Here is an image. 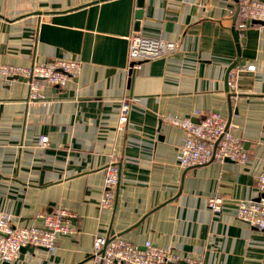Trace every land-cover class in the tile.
Instances as JSON below:
<instances>
[{
  "label": "crops",
  "instance_id": "1",
  "mask_svg": "<svg viewBox=\"0 0 264 264\" xmlns=\"http://www.w3.org/2000/svg\"><path fill=\"white\" fill-rule=\"evenodd\" d=\"M139 1L0 0V64L79 61L62 86L42 80V98L30 101L24 79L0 76V210L29 226L40 223L39 212L63 206L77 227L71 236L58 234L54 250L33 246L3 264H92L94 237L113 234L171 246L201 264H264V229L236 216L240 199L264 195L257 186L264 170V23L239 29V0ZM133 32L179 45L129 68ZM238 47L236 64L254 69L240 72L230 101L226 70ZM123 96L131 102L119 129ZM212 111L232 124L246 159L181 167L184 132L161 115L198 120ZM111 153L119 157V180L112 206L102 207ZM213 194L222 197L218 212L207 207Z\"/></svg>",
  "mask_w": 264,
  "mask_h": 264
},
{
  "label": "built area",
  "instance_id": "2",
  "mask_svg": "<svg viewBox=\"0 0 264 264\" xmlns=\"http://www.w3.org/2000/svg\"><path fill=\"white\" fill-rule=\"evenodd\" d=\"M242 20L239 29L252 22L264 23V0H239ZM128 66L136 68L140 62L161 57L175 51L178 42L133 32L129 37ZM254 64H235L227 72L225 83L229 100L239 93L238 76L243 70H253ZM79 70V61L72 58H53L46 62L29 65L1 63L0 76L4 80L24 79L28 86L26 100L42 98L40 82L62 86ZM131 98L123 96L120 101L117 127L123 129L130 109ZM161 118L182 128L184 134L176 157L181 167L200 165L211 160L243 162L247 150L234 133L232 124L218 112L203 114L198 120L190 116L162 114ZM47 135H40L39 144H47ZM119 157L111 153L103 166V189L100 206H112L119 180ZM260 193L264 192V170L257 176ZM222 197L218 194L207 198V207L214 212L221 210ZM41 221L35 225H17L8 212L0 210V264L9 263L18 257L25 245L40 246L50 251L56 247L58 234L71 236L77 232L72 221V212L63 206L38 213ZM238 219L257 229H264V195L240 199L236 212ZM90 259L92 264H201L200 258L188 254L179 256L171 246L157 245L150 240L134 244L120 235H97L93 239Z\"/></svg>",
  "mask_w": 264,
  "mask_h": 264
},
{
  "label": "water",
  "instance_id": "3",
  "mask_svg": "<svg viewBox=\"0 0 264 264\" xmlns=\"http://www.w3.org/2000/svg\"><path fill=\"white\" fill-rule=\"evenodd\" d=\"M138 5L141 7V0L138 2ZM140 16H141V8H139L138 10H137V14H136V17L137 18H140ZM258 22V21H257ZM261 23H263V22H261ZM234 35H235V38L238 40V36H237V33L236 32H234ZM238 45H239V41H238ZM237 54H238V57H237V59L230 65V66H228V68H227V70H226V75H227V72H228V70H229V68L231 67V66H233V65H235L236 64V61H238L239 59H240V50H239V47H238V50H237ZM226 78V77H225ZM33 246H31V245H25V246H23V247H21V249H20V252L21 251H24V250H27V249H31Z\"/></svg>",
  "mask_w": 264,
  "mask_h": 264
}]
</instances>
